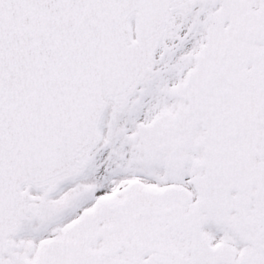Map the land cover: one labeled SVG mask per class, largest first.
I'll return each instance as SVG.
<instances>
[{"label":"snow or ice","instance_id":"6c2138e0","mask_svg":"<svg viewBox=\"0 0 264 264\" xmlns=\"http://www.w3.org/2000/svg\"><path fill=\"white\" fill-rule=\"evenodd\" d=\"M0 264H264V0H0Z\"/></svg>","mask_w":264,"mask_h":264}]
</instances>
